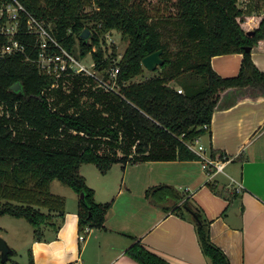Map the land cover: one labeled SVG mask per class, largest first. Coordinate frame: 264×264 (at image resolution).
<instances>
[{
  "label": "trees",
  "instance_id": "trees-1",
  "mask_svg": "<svg viewBox=\"0 0 264 264\" xmlns=\"http://www.w3.org/2000/svg\"><path fill=\"white\" fill-rule=\"evenodd\" d=\"M18 1L45 21L70 53L76 55L79 48L78 55L92 54L98 68L119 67L115 91L97 89L115 101L118 123L113 125L103 117L91 120L84 113L54 109L45 93L55 79L39 72L33 61L36 50L28 51V60L20 54L0 59V104L9 115V119H0V216L27 221L36 239L46 229L56 232L65 215V198L51 192V181L77 194L79 233L86 227L104 229L112 201H95L94 189L80 172L84 163L94 164L104 174L116 163L124 166L140 158H174L170 151L148 155L157 141L176 148L179 160L198 159L186 143L210 129L221 93L251 87L264 96V71L251 57L252 49L264 41V15L248 35L246 13L238 7V0H155L153 4L150 0ZM85 29L88 39L80 36ZM112 31L128 40L117 64L114 47L109 54L103 48L105 35ZM158 49L164 60L155 68L160 72L133 82L145 72L142 59ZM229 53L243 55L240 70L235 76L221 77L212 68L211 58ZM15 83L21 86L17 91L11 90ZM16 126L22 131L15 130ZM41 139L46 145L37 143ZM102 147L106 151L100 154ZM130 152L133 157L127 155ZM209 187L217 191L214 185ZM158 190L165 195L153 198ZM145 196L194 225L208 264H230L225 252L212 242L210 221L196 200L165 184L149 188ZM134 240L127 253L138 264H169L139 239Z\"/></svg>",
  "mask_w": 264,
  "mask_h": 264
},
{
  "label": "crops",
  "instance_id": "crops-1",
  "mask_svg": "<svg viewBox=\"0 0 264 264\" xmlns=\"http://www.w3.org/2000/svg\"><path fill=\"white\" fill-rule=\"evenodd\" d=\"M238 7L246 13L247 29L257 27L264 15V0L238 1ZM251 57L264 71V41L252 49ZM242 58L239 53L214 56L211 66L221 77L235 76ZM86 91L95 100L83 106L77 103V113L91 120L103 117L116 125L111 110L104 111L94 92L89 88ZM210 124L207 133L199 137L200 143L211 156L224 155L232 160L213 181L207 179L198 159L179 160L176 148L171 150L158 141L148 155L170 151L174 158H140L124 166L116 163L99 175L98 186L91 185L84 174L86 183L94 189L95 201H112L104 216V229L89 228L85 240L79 241L77 204L73 211L65 206L63 222L56 232L46 229L40 239L32 236L31 264H138L127 253L134 238L169 264H208L194 225L146 198V191L160 184L196 200L210 221L212 242L225 252L230 264H264V96L251 87L221 93ZM127 155L133 157L134 152ZM233 179L243 185V190L234 189ZM163 195L162 190L152 193L153 198Z\"/></svg>",
  "mask_w": 264,
  "mask_h": 264
},
{
  "label": "built area",
  "instance_id": "built-area-1",
  "mask_svg": "<svg viewBox=\"0 0 264 264\" xmlns=\"http://www.w3.org/2000/svg\"><path fill=\"white\" fill-rule=\"evenodd\" d=\"M36 50L37 57L33 59L42 74L54 77L55 82L51 87H56L57 82L63 78L84 76L91 79L96 87L103 91H115L118 66L102 69L92 60L88 65L70 53L59 43L51 33L49 25L33 16L18 0H0V59L9 55L20 54L25 59H31L28 51ZM107 76V77H106ZM182 90L178 88V92ZM45 93V91H43ZM207 128V126H205ZM187 148L195 153L207 179L213 181L215 175L223 173L227 164L231 163L228 156H211L206 147L200 143L199 138L186 143ZM234 189L239 192L243 185L236 180ZM88 227L79 234V241H84V233Z\"/></svg>",
  "mask_w": 264,
  "mask_h": 264
},
{
  "label": "rangeland",
  "instance_id": "rangeland-1",
  "mask_svg": "<svg viewBox=\"0 0 264 264\" xmlns=\"http://www.w3.org/2000/svg\"><path fill=\"white\" fill-rule=\"evenodd\" d=\"M240 4L245 3L246 0H238ZM152 4L155 0H150ZM128 45L127 38L123 37L119 31H112L105 35V44L103 48L106 49L107 54L112 51V48L115 49L116 60L115 63L117 64L118 61L122 58L124 54V50ZM96 48L94 47L93 50ZM80 53L79 48H76L75 54L80 59L88 65L93 59L92 54L87 53L85 57L78 55ZM155 70L154 72H150L144 69V73L141 75H137V77L133 78V82L143 81L146 78L152 77L155 74H158L160 71ZM56 87H48L46 88L45 96L50 101L51 106L54 109H68L70 112H74L77 110V103L80 106L86 105L87 101L93 100L94 96H89L87 94L86 88L91 89L94 92V95L98 97V101L103 103L104 111H108L106 106H110L111 114L118 115V111L115 107V101H113V97L110 95H105V92L101 93L98 91V87L96 84L87 77H80V76H73L63 78L56 83ZM178 89V88H177ZM107 93V92H106ZM95 100V99H94ZM97 100V99H96ZM99 103V104H100ZM102 108V109H103ZM101 110V109H100ZM9 119V115L5 111V107L0 104V119ZM114 118V117H112ZM111 118V119H112ZM22 128L16 126L15 130L22 131ZM72 135V134H71ZM44 138V137H43ZM77 143H82L80 138L74 137ZM45 141L41 139V142ZM71 141V140H69ZM37 142L38 144L46 145L44 142ZM70 143V142H67ZM55 147V145H53ZM56 148V147H55ZM106 148L102 147L99 149V153L102 154ZM114 173V172H113ZM81 174L86 175L88 178V182L91 185L98 186L101 182H97V179L100 175L98 168L94 164L84 163L81 169ZM234 184V183H233ZM89 185V184H88ZM50 190L54 194L61 195L65 198L66 202V209L67 210H74L77 204V194L72 191L70 187H66L59 183L57 180H53L50 183ZM34 228L30 225L27 221L23 219H18L14 217H9L7 215L0 216V237L6 240L12 250L15 252L9 256V260L5 264H14L17 262L18 264H31L30 258V247H31V238L34 236ZM1 264V258H0Z\"/></svg>",
  "mask_w": 264,
  "mask_h": 264
},
{
  "label": "water",
  "instance_id": "water-1",
  "mask_svg": "<svg viewBox=\"0 0 264 264\" xmlns=\"http://www.w3.org/2000/svg\"><path fill=\"white\" fill-rule=\"evenodd\" d=\"M248 35L253 34L251 30L247 31ZM83 39L89 38V32L87 29H85L81 35ZM246 50L250 51V48L247 47ZM164 63L163 57H162V50L158 49L154 51L152 54L147 55L142 59V66L145 70L154 72L156 67L161 66ZM20 84L15 83L12 85L11 90L17 91L20 89ZM82 197V196H81ZM14 250H12L8 244V242L0 237V258L1 263H6L9 260V256L12 255Z\"/></svg>",
  "mask_w": 264,
  "mask_h": 264
}]
</instances>
